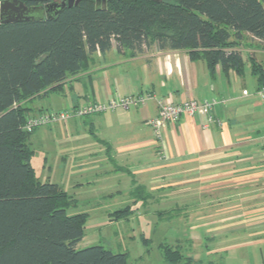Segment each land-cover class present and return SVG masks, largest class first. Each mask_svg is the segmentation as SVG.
Here are the masks:
<instances>
[{"label": "crops", "instance_id": "crops-1", "mask_svg": "<svg viewBox=\"0 0 264 264\" xmlns=\"http://www.w3.org/2000/svg\"><path fill=\"white\" fill-rule=\"evenodd\" d=\"M232 49L243 58L241 73L220 65L211 71L186 49L131 55L113 44L105 53L93 52L86 70L23 101L28 116L118 96L142 95L144 102L42 128L58 142L60 181L49 179V165L43 178L73 200L124 196L131 212L152 207L158 214L169 209L197 218L192 232L202 234L192 241L213 243L205 247L209 254L230 256L231 264H264V96L249 60L264 71V42L243 34ZM36 99L41 105L26 106ZM188 99L217 100L211 115L220 124L183 114L157 139L147 120L158 114L159 101Z\"/></svg>", "mask_w": 264, "mask_h": 264}, {"label": "trees", "instance_id": "trees-1", "mask_svg": "<svg viewBox=\"0 0 264 264\" xmlns=\"http://www.w3.org/2000/svg\"><path fill=\"white\" fill-rule=\"evenodd\" d=\"M20 1L41 6L52 0ZM243 34L264 42V0H106L100 8L81 0L51 18L0 23V264H130L126 254L99 245L76 248L87 216L67 215L72 197L37 178L23 101L57 89L88 68L93 52L105 53L113 44L131 55L186 49L211 71L220 65L241 73L243 58L232 48ZM249 60L264 88L261 65ZM130 212L127 206L111 216L118 220ZM161 249L171 264H193L177 249Z\"/></svg>", "mask_w": 264, "mask_h": 264}, {"label": "rangeland", "instance_id": "rangeland-1", "mask_svg": "<svg viewBox=\"0 0 264 264\" xmlns=\"http://www.w3.org/2000/svg\"><path fill=\"white\" fill-rule=\"evenodd\" d=\"M34 104L27 103L26 106L35 107L41 105V102L36 99ZM52 123L35 127L29 135L28 144L33 151L31 163L39 179L46 181L43 175L47 173L49 165L52 169L49 179L59 182L57 179L59 145L56 137H52L50 133L45 134L42 130ZM126 205L131 206L132 203L124 196L111 198L92 194L86 198L85 196L74 198L73 205L66 209L67 215L85 213L87 216L83 236L76 244V248L99 245L114 253L126 254L130 264H171L165 261L161 249V246L167 245L179 250L184 257H191L193 264H231L230 256L221 257L213 249L212 253H208L205 247H212L213 243L202 244L192 241L194 234L199 236L202 234L201 229H197L196 233L192 232V225L199 222L197 218L180 217L176 211L169 209L158 214L150 207L143 212L141 208L135 209L125 218L113 219L110 213ZM137 205L140 206V203ZM184 263L183 259L173 264Z\"/></svg>", "mask_w": 264, "mask_h": 264}, {"label": "built area", "instance_id": "built-area-1", "mask_svg": "<svg viewBox=\"0 0 264 264\" xmlns=\"http://www.w3.org/2000/svg\"><path fill=\"white\" fill-rule=\"evenodd\" d=\"M262 90V94L264 96V88ZM143 102L144 96L142 95L118 96L108 100L107 102H88L83 106L74 107L69 110L41 113L39 115L30 116L25 122L24 129L31 132L35 127L41 124L57 122L59 120H66L73 117H84L91 114L103 113L108 110L127 109L130 106H135ZM217 102L218 101L215 99L203 101L188 99L179 103L160 100L158 114L155 117L149 118L147 123L151 126L153 134L157 139L161 138L162 128L166 123L178 121L180 116L183 114L193 116L198 113L206 116L207 124L212 122L220 124V121L214 119L211 115V110Z\"/></svg>", "mask_w": 264, "mask_h": 264}, {"label": "water", "instance_id": "water-1", "mask_svg": "<svg viewBox=\"0 0 264 264\" xmlns=\"http://www.w3.org/2000/svg\"><path fill=\"white\" fill-rule=\"evenodd\" d=\"M81 0H52L41 6H27L20 0H0V23L39 21L55 16L62 8L71 7ZM100 8L106 0H94ZM157 1V0H156Z\"/></svg>", "mask_w": 264, "mask_h": 264}]
</instances>
